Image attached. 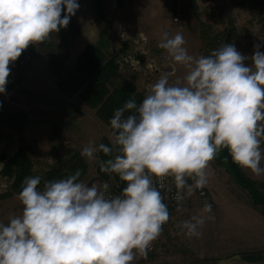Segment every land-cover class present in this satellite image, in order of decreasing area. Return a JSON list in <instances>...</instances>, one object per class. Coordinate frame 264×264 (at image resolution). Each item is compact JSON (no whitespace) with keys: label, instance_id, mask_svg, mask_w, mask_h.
Here are the masks:
<instances>
[{"label":"clouds","instance_id":"clouds-1","mask_svg":"<svg viewBox=\"0 0 264 264\" xmlns=\"http://www.w3.org/2000/svg\"><path fill=\"white\" fill-rule=\"evenodd\" d=\"M78 9L77 0H0V94L6 93L10 65L30 45L67 28ZM185 44L182 33L163 34L159 47L184 74L170 81L162 73L140 103L130 98L116 109L111 146L92 141L81 150L102 173L118 178L122 190L111 194L107 181L89 186L79 169L44 180L42 187L41 176L25 177L17 194L21 213L0 221V264H134L147 257L170 220L161 194L166 180L181 204L207 187L210 164L225 149L234 164L264 175L260 45L250 57L233 44L197 57ZM211 213L205 202L182 222L183 234L200 236L206 220L214 219Z\"/></svg>","mask_w":264,"mask_h":264},{"label":"rangeland","instance_id":"rangeland-1","mask_svg":"<svg viewBox=\"0 0 264 264\" xmlns=\"http://www.w3.org/2000/svg\"><path fill=\"white\" fill-rule=\"evenodd\" d=\"M130 1L89 0L90 7L83 9L79 6L81 13L79 9L76 11L67 28L33 45V55L24 57L22 64L14 62L10 65L6 93L0 94V110L22 114L27 123L19 130L0 123V207L5 206L2 199L18 194L3 196L15 177V173L5 174L3 169L7 161L20 152L22 155L18 159L27 158L29 161V176L42 177L51 168H56L60 175L67 177L79 169L80 179L89 186L105 181L115 186L114 177L102 173L97 162L80 155L82 148L92 141L96 145L104 143L111 146L108 138L110 125L98 117L99 105L90 106L80 90L73 94L64 93L58 84L59 78L74 68L86 46L95 44L106 49L107 57L118 65L106 85L109 93L130 83L135 91L146 94L148 87L162 73H169L170 81L184 74L183 66L177 67L159 47L165 32L170 36L182 33L189 54L197 57L209 55L223 44H233L249 57L254 45H260V51L264 52V15L253 2L256 0H185L182 27H176L170 21L173 0H161L159 31L156 34L155 29L147 27V32L155 33L151 37L132 28L126 14L128 7L132 14L128 13L134 17L133 12L138 14L144 6H134ZM126 4L127 7L124 6ZM203 27L211 38L216 36L215 44L208 45L203 39ZM122 56H126L129 62L121 61ZM245 63L250 64L251 61ZM98 155L100 159L109 158L103 153ZM243 172L259 183L264 193V175L257 177L245 169ZM209 173V183L204 188L209 204L211 193L219 196L221 201L227 193L239 200L249 198L222 167L211 162ZM198 192L196 190L186 197L172 211L154 250L148 252L146 258H138L134 264H218L215 258L218 254L213 250L207 251L210 249L209 240H214L213 219L206 220L198 237H187L180 227L183 221L200 213L203 202ZM20 205L18 199L8 201L12 208ZM202 241L205 245H199ZM233 249L237 250L236 247Z\"/></svg>","mask_w":264,"mask_h":264},{"label":"trees","instance_id":"trees-1","mask_svg":"<svg viewBox=\"0 0 264 264\" xmlns=\"http://www.w3.org/2000/svg\"><path fill=\"white\" fill-rule=\"evenodd\" d=\"M77 2L80 5L81 0H77ZM253 2L258 5L261 14L264 15V1L256 0ZM61 30H64V28H61ZM202 37L208 42V45L216 43V36L211 38L205 33L204 27L202 29ZM33 52L34 47L33 45H30L15 63L19 65L22 64L24 62V57L30 58L33 55ZM117 68L118 65L115 60L107 57L106 49L103 50L99 45L90 44L86 46L78 56L74 68L66 71L64 76L59 78L58 84L60 89L66 94H73L80 90L90 106L99 105L97 109L98 117L110 125V119L116 109L122 107L130 98H134L137 103H140L146 95L143 92L135 91L130 83L116 87L109 93L106 85L113 74L117 71ZM127 114L128 113H126V115ZM0 123H6L9 127L19 130L27 123V121H25V116L22 114L0 110ZM20 155H22L21 152L8 160L3 169L5 174L15 173L9 191L3 196H9L12 193H19L25 177H29L27 174V168L29 167L27 162L29 161L27 158L22 159L21 161L18 159ZM113 155H115V151L113 152ZM212 162L216 166L222 167L232 180L246 191L252 205L257 207L264 216V193L261 192V185L248 178L243 172V169L232 162L226 149L222 150L219 156ZM13 168L15 171L12 172ZM64 176L66 175H60L58 169L51 168L46 175L42 176L40 187L43 186L44 180L66 178ZM114 180L115 185H117V183H119L118 178L114 177ZM122 185L123 184L120 183V186ZM247 256L250 258H256L257 254L249 253Z\"/></svg>","mask_w":264,"mask_h":264},{"label":"crops","instance_id":"crops-1","mask_svg":"<svg viewBox=\"0 0 264 264\" xmlns=\"http://www.w3.org/2000/svg\"><path fill=\"white\" fill-rule=\"evenodd\" d=\"M130 2L134 6H144L138 14L133 12L134 17L131 16L132 12L128 7L126 14L127 19L132 23V28L144 32L149 37L155 36L162 20L159 11L161 0H131ZM89 4V0H85L79 6L86 9L90 7ZM127 5L124 6L127 7ZM144 8L146 11H143ZM79 10L81 13L80 8ZM129 11L131 14L128 13ZM147 27L155 29V33L147 32ZM162 53L167 55L164 51ZM168 58L170 59V57ZM175 65L179 67L178 64ZM14 198L16 201L17 194L1 200L5 202V206L0 207V221L6 223L9 216L21 213L22 205L15 206V208L8 206V201ZM210 203L215 233L212 235L214 240H209L210 249L207 248V251L213 250L218 254L215 256L218 264H264V216L257 207L252 205L250 199L246 197L239 200L227 193L226 198L221 201L219 196L211 193ZM199 245H205V241ZM233 247H236L237 250H234ZM249 253H255L257 257L250 258L247 256Z\"/></svg>","mask_w":264,"mask_h":264},{"label":"built area","instance_id":"built-area-1","mask_svg":"<svg viewBox=\"0 0 264 264\" xmlns=\"http://www.w3.org/2000/svg\"><path fill=\"white\" fill-rule=\"evenodd\" d=\"M184 2L185 0H173V3H172L173 4L172 5V15H171L170 21L176 27H182V23L185 18ZM121 61L129 62V59L126 56H122ZM124 186H125L124 184L119 187H117L116 185L111 186L110 187L111 194L113 195L118 194ZM175 193H176V189L174 185L172 184L171 180L170 179L166 180L164 187L161 189V194L164 197V202L167 204L170 214L178 206L177 202L173 199V197L175 196ZM198 194H199V197L202 199L203 205L205 202L209 203V198H208V195L205 189L199 190ZM167 224L168 223H166L163 226V228ZM155 242L153 243L151 250L149 252H152L154 250Z\"/></svg>","mask_w":264,"mask_h":264}]
</instances>
